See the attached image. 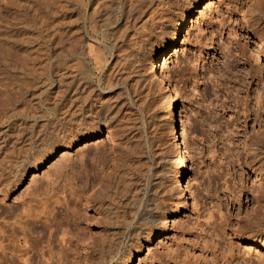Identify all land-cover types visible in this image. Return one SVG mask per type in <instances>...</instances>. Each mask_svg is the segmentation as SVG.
I'll use <instances>...</instances> for the list:
<instances>
[{
  "label": "rangeland",
  "instance_id": "obj_1",
  "mask_svg": "<svg viewBox=\"0 0 264 264\" xmlns=\"http://www.w3.org/2000/svg\"><path fill=\"white\" fill-rule=\"evenodd\" d=\"M49 1L43 4L47 9ZM167 1L73 0L70 26L64 28L63 37L68 30L73 33L74 56L62 60L60 77L64 82L73 81L69 95L96 96V104L107 106L114 116L109 127L102 125L89 140L78 136L75 144L57 148L43 167L29 168L16 186L0 190V239L8 243L18 238L24 244L22 238L26 237L32 249L24 264H96V253L87 243L95 240L98 244L104 233L97 192L105 183H113L117 167L124 172L120 202L138 184L153 190L158 221L151 225H158L157 229L165 210L179 202L177 196L181 195L173 185L178 148L171 132L169 102L163 87L148 75L147 66L149 57L170 41V30L187 14L189 28L182 31L176 53L162 71L183 115L181 122L176 113L175 131L184 128L182 139L188 149L184 186L189 206L184 208L179 202L164 232L142 237L128 260L118 258L113 264H227L221 254L228 249L234 254L229 264H260L258 259L264 264L262 244L238 234L237 229L242 226L257 232L258 211L264 208L260 168L264 159V82L258 85L254 78L250 84L245 82L247 63L241 54L243 49L254 55L251 64L264 72L260 41L264 0ZM208 1L211 5L204 9ZM21 3L28 12L27 20L35 16L37 2ZM17 4L18 0H0V31L25 13ZM258 12L260 15L255 14ZM192 15L194 26H190ZM20 25L33 29L25 21ZM234 30L235 35H230ZM88 41L95 45L93 53H99L95 60L88 53ZM128 51L138 54V59H129ZM222 52L230 54L228 61ZM258 92L262 97H257ZM58 168L63 172L60 180L48 187L47 180ZM38 186L41 193L32 195ZM56 190L61 201L55 204L51 199L44 209L40 203ZM68 192L80 196L81 203L77 198L75 206L66 203ZM89 195L94 198L90 197L91 202H87ZM28 203L40 218L25 215ZM62 237L71 239L67 242L70 248ZM172 247L181 249L182 256L169 253ZM20 261L15 264H23Z\"/></svg>",
  "mask_w": 264,
  "mask_h": 264
},
{
  "label": "bare ground",
  "instance_id": "obj_2",
  "mask_svg": "<svg viewBox=\"0 0 264 264\" xmlns=\"http://www.w3.org/2000/svg\"><path fill=\"white\" fill-rule=\"evenodd\" d=\"M22 1L23 0H18L17 5L25 11V13H23L22 16L14 17L12 22L0 31V190H8L12 186H16L29 168L33 167L39 169L43 167L48 157L53 155L57 148L61 146H70L73 143L75 144L78 136L82 135L89 140L92 138L95 130L101 128L102 125L109 127L114 116L112 115L113 112L107 109V106L96 104V96L92 97L86 93L85 95H79L78 92V95H69L68 90L74 88V83L72 80L64 82L60 77V67H62L63 64L62 60L64 58H73L74 56L73 33L68 30V35L63 37V30L66 31L64 28L70 26L69 18L73 7V0H65L64 2L62 0H50L49 9H47L48 6L43 5L45 0H33L35 4L37 2V6H35L36 14L33 17L31 16L29 20H27L28 12L26 8H24V4L21 3ZM173 1L178 2L179 0ZM182 1L188 2V0ZM208 2L209 3L204 6V9L208 6L210 7L211 2ZM255 14H259V12ZM187 16H189V14L184 15L180 23L170 30V41L163 45L162 48L157 49L149 57L147 66V70L149 71L148 75L154 77L163 87V92L167 95V100L169 102L168 115L173 122L171 132L175 145L178 148L175 158L177 166L174 171L176 179L173 185L175 189L179 190L181 195L177 196V201L183 203L184 208L189 206L188 195L184 186V176L186 177L187 172L185 162L187 160L188 149L186 143L182 139L184 128L181 126L180 132L178 129L175 131V123L177 121L176 113L181 122H183V115L176 104L173 88L165 81L166 74H163L162 68L167 66L166 64L168 61L176 53V46L182 31L189 28V19L187 20ZM261 17L264 18V12L261 14ZM190 19V26H194L195 18L193 15ZM24 21L31 24L33 29L20 25ZM34 32L36 33L35 35H33ZM213 32L214 31L210 33L211 36H213ZM231 33L234 34H229L235 35V30L231 31ZM229 41L232 42L233 38ZM260 41H263L264 47V34ZM94 46L92 42L88 41L87 50L88 53L94 55L92 59L97 58L98 55L96 54H99L93 53L95 50ZM137 47L140 48L139 46ZM132 51L134 52V50ZM133 52L129 53V59H132V57L137 58L136 55L138 54H134ZM241 54L245 58L244 62L247 63V66L245 65L244 68V76L246 77L244 79L245 82L250 84L254 78L258 85L260 83L263 84L264 72L260 69L259 65L255 66V64H251V61L254 60V55L245 53L243 49L241 50ZM222 55L227 61L230 58V54L228 53L222 52ZM122 58L125 59V57ZM128 58H126V60ZM126 60L125 62L127 63ZM134 60H128V62L132 63ZM235 67L240 70L243 66L240 67L239 64H236ZM17 71L21 73L19 78L17 77ZM239 80L241 82V79ZM258 93L259 95L257 97H262L260 92ZM61 168L64 169L63 167ZM260 168H262L264 176V159L262 160ZM60 169H55V176L53 174L54 177L52 176L47 180L48 187L49 185L53 187V185L57 183L55 181L60 180V172H62ZM122 171L123 169L117 167V170H115L113 174V183H105L101 187L102 189L99 187V194L97 192V198H99L102 209L101 222L104 233L98 244H95V240L89 241L88 243L86 242L87 248L96 253V264H113L118 258H121V260L127 258L128 260L130 258L129 256L132 254V250L135 248L134 246H136L135 243L137 244L142 237L149 234H161L164 232L163 230L167 225L168 217L177 212V205L179 202L174 203L173 207L165 210L159 224V226H161L160 229H157L158 225H151L157 220L158 202L153 190L142 184H138L135 188H132V190L130 189L131 191L129 193L126 191V195L128 193V196L126 198L122 196V198L125 199L120 202V196L124 192V190H120V188H122V186L120 187V185H122L120 184L122 180L121 175L124 173ZM40 190V186L35 187L32 195L34 191L36 193L34 196L39 195L41 193ZM71 194H69V192L65 194L66 203H73L74 205L77 199L79 202L81 201L79 200L80 196L77 195L79 197L77 198ZM262 195L263 194H261V197ZM90 197L89 195L87 202H91V198L92 200L94 199ZM60 198L56 190V192L53 191L50 196L45 198L44 201H40V204H42L45 209V207H48L47 202L54 201L55 204H57L61 201ZM51 199H53V201ZM262 201L264 203V197ZM53 208L52 206L51 211H53ZM262 209L258 211L261 212V215H259V218L257 217L258 222L256 223L259 227L257 232H253V230L249 231L242 226H239L237 229L238 234L248 237L250 240L253 239V241L261 243L264 247V208ZM24 212L27 217H32L33 215L36 217L37 215L40 218L38 211H36L38 212L37 214L34 213L35 207L33 204L28 203L26 208H24ZM49 214V212L46 213V219L49 217ZM255 217L256 216H254V218ZM85 235L87 234H84V236ZM63 238L64 237H62V239ZM67 239L65 240L64 238L66 246L67 242H72H70L71 239L69 237ZM87 239H89V237ZM22 240L24 244L20 243L21 239L18 238H11L8 243H3L4 241L0 239V259L2 260L3 258L6 261H0V264H15L16 260H21L24 264V262L27 261L25 256L28 255L32 248L30 249L31 244L27 246V239L25 236ZM70 246L71 245H68L67 247L70 248ZM67 247L65 248L67 249ZM228 248H231V245ZM172 249L170 248L168 250L169 253L171 251L175 252L174 254L179 257L182 256L179 253L181 250L180 248L179 251L177 248L172 247ZM227 252L226 254H224L225 252L220 254L222 255L221 260L229 264V261H233L232 257L234 254H232L231 249H228ZM8 253L10 254L9 258L7 255ZM214 255H216V253ZM184 256L186 258V255ZM229 256L231 258L230 260ZM239 256L240 255L236 257L240 259L241 256ZM262 256L261 258H263ZM238 258L236 260H238ZM173 259H171L172 262ZM258 261L260 264L263 262L260 259H258ZM176 262L177 260L175 263Z\"/></svg>",
  "mask_w": 264,
  "mask_h": 264
}]
</instances>
